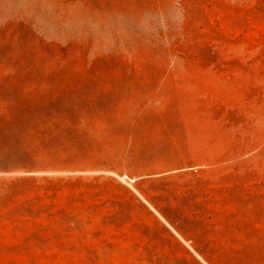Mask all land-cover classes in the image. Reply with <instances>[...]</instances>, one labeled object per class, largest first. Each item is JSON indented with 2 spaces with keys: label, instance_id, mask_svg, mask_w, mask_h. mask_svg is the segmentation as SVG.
Returning a JSON list of instances; mask_svg holds the SVG:
<instances>
[{
  "label": "rangeland",
  "instance_id": "1",
  "mask_svg": "<svg viewBox=\"0 0 264 264\" xmlns=\"http://www.w3.org/2000/svg\"><path fill=\"white\" fill-rule=\"evenodd\" d=\"M0 264H264V0H0Z\"/></svg>",
  "mask_w": 264,
  "mask_h": 264
}]
</instances>
